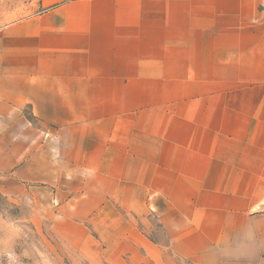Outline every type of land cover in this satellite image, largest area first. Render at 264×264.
<instances>
[{"label":"crops","instance_id":"1","mask_svg":"<svg viewBox=\"0 0 264 264\" xmlns=\"http://www.w3.org/2000/svg\"><path fill=\"white\" fill-rule=\"evenodd\" d=\"M0 30V193L90 264H264V0H33Z\"/></svg>","mask_w":264,"mask_h":264},{"label":"rangeland","instance_id":"2","mask_svg":"<svg viewBox=\"0 0 264 264\" xmlns=\"http://www.w3.org/2000/svg\"><path fill=\"white\" fill-rule=\"evenodd\" d=\"M33 0H0V30L33 10ZM44 206L0 193V264H90L53 234Z\"/></svg>","mask_w":264,"mask_h":264}]
</instances>
